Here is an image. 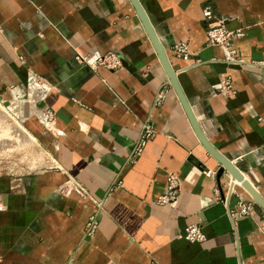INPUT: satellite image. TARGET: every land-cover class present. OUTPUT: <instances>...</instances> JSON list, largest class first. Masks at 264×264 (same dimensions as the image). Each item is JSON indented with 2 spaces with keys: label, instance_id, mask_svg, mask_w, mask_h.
Segmentation results:
<instances>
[{
  "label": "crops",
  "instance_id": "obj_1",
  "mask_svg": "<svg viewBox=\"0 0 264 264\" xmlns=\"http://www.w3.org/2000/svg\"><path fill=\"white\" fill-rule=\"evenodd\" d=\"M138 1L202 132L264 199V0ZM219 21L242 31L234 60L207 41ZM107 53L121 66L77 61ZM28 91L44 115L25 123L39 153L35 168L0 172V264H264L263 210L229 216L250 196L216 177L129 0H0V96ZM146 123L153 137L129 160ZM169 175L173 206L156 202ZM189 224L204 241L178 237Z\"/></svg>",
  "mask_w": 264,
  "mask_h": 264
},
{
  "label": "built area",
  "instance_id": "obj_2",
  "mask_svg": "<svg viewBox=\"0 0 264 264\" xmlns=\"http://www.w3.org/2000/svg\"><path fill=\"white\" fill-rule=\"evenodd\" d=\"M206 16L209 15V12L205 13ZM207 41L213 46H219L223 48L230 58L234 60L236 54V47L233 44V41L242 36V31L240 29L235 31H229L225 28L223 21H219L216 24H209L206 31ZM172 51L176 57L183 60H187L189 56V49L185 43H177L172 47ZM80 64L89 66L92 69L97 67H104L107 69H115L121 66L122 62L120 57L114 53H107L102 56L91 57H81L77 60ZM219 91L225 96H230L234 93V90L231 84L224 80L219 84ZM161 100V95H157L155 102L159 103ZM154 130L152 126L148 123L143 125L142 131L140 132L137 140L134 142L132 151L129 156V160L136 158L145 144L153 137ZM204 175L213 176L214 173L210 171H204ZM75 189V188H74ZM178 190V182L173 175L167 177V185L163 194L159 195L156 202L158 204H166L173 206L176 202ZM75 192L80 194L78 188L75 189ZM230 195V192H229ZM101 203L96 204V210L90 214L84 225V236L92 237L97 229V215L100 211ZM255 208V204L251 199L239 198L236 202V206L233 209H228L229 216L241 217V216H250ZM188 242L197 243L205 240V235L201 230V227L196 224H189L184 227L181 234L178 236Z\"/></svg>",
  "mask_w": 264,
  "mask_h": 264
},
{
  "label": "rangeland",
  "instance_id": "obj_3",
  "mask_svg": "<svg viewBox=\"0 0 264 264\" xmlns=\"http://www.w3.org/2000/svg\"><path fill=\"white\" fill-rule=\"evenodd\" d=\"M32 96L31 91H28L24 100L0 96V172H16L24 167L32 169L37 165L32 158L39 152L37 147L33 148L35 140L32 139L25 123L42 122L44 115H39L40 120L36 113L40 110L34 104L36 99H32ZM5 101H8V105H5ZM43 124L48 126L47 123ZM234 187L242 188L239 182H235Z\"/></svg>",
  "mask_w": 264,
  "mask_h": 264
},
{
  "label": "water",
  "instance_id": "obj_4",
  "mask_svg": "<svg viewBox=\"0 0 264 264\" xmlns=\"http://www.w3.org/2000/svg\"><path fill=\"white\" fill-rule=\"evenodd\" d=\"M131 5L133 6L137 17L139 18L152 46L157 54L159 62L165 72V75L168 79V83L171 88L174 90L179 102L187 116V119L191 125V128L197 137L200 144L203 146L205 151L216 160L218 163V169L216 172V177L220 178L223 174L227 173L230 176V186L232 185L233 181L239 182L240 186L249 194L250 199L253 203L261 208L264 212V199L261 194L255 189V187L244 177L243 173H246V169L241 167L239 164H233L231 160L226 158L221 152H219L206 138L204 133L202 132L182 90L178 83L177 73L175 70L172 69L168 57L166 55V51L159 42L158 37L155 34V31L149 22V19L144 12L143 8L141 7L138 0H129ZM5 105H8V101L4 102ZM245 159H249V155L245 156ZM249 166L253 168L255 165L254 163H249Z\"/></svg>",
  "mask_w": 264,
  "mask_h": 264
},
{
  "label": "bare ground",
  "instance_id": "obj_5",
  "mask_svg": "<svg viewBox=\"0 0 264 264\" xmlns=\"http://www.w3.org/2000/svg\"><path fill=\"white\" fill-rule=\"evenodd\" d=\"M243 175H244V177H246V176H245V173H243ZM228 176H229V174H228ZM248 179H249V178H248ZM230 182H231V181H230V176H229V189L232 190V189L234 188V185H235V182H236V181H233V183H232L231 186H230ZM251 184H252V183H251Z\"/></svg>",
  "mask_w": 264,
  "mask_h": 264
}]
</instances>
